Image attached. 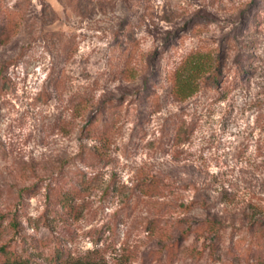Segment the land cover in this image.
Instances as JSON below:
<instances>
[{
    "label": "rangeland",
    "instance_id": "obj_1",
    "mask_svg": "<svg viewBox=\"0 0 264 264\" xmlns=\"http://www.w3.org/2000/svg\"><path fill=\"white\" fill-rule=\"evenodd\" d=\"M73 259L264 264V0H0V264Z\"/></svg>",
    "mask_w": 264,
    "mask_h": 264
},
{
    "label": "trees",
    "instance_id": "obj_2",
    "mask_svg": "<svg viewBox=\"0 0 264 264\" xmlns=\"http://www.w3.org/2000/svg\"><path fill=\"white\" fill-rule=\"evenodd\" d=\"M212 67L214 68L215 65V61L212 57ZM202 67L201 62L198 61H194V73H192V75H190L187 80H181L179 81L178 85H177V93L181 94V95H190L194 90H196L197 85H198V80L200 78L201 75H195L196 71H199ZM201 71V70H200ZM213 71V70H212ZM210 72V75H208L207 77H203V80L209 79L212 77V79H216L217 76H215L217 73L215 71ZM188 89V90H187ZM187 90V91H186ZM13 264H20L19 262H15ZM59 264H94V262L91 261H84V260H80V259H73V260H69V261H64L62 263Z\"/></svg>",
    "mask_w": 264,
    "mask_h": 264
}]
</instances>
